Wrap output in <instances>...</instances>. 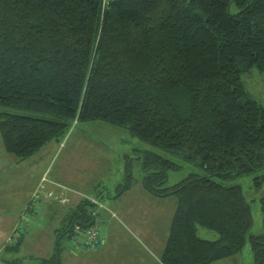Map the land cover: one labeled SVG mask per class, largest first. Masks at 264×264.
<instances>
[{
	"label": "trees",
	"instance_id": "16d2710c",
	"mask_svg": "<svg viewBox=\"0 0 264 264\" xmlns=\"http://www.w3.org/2000/svg\"><path fill=\"white\" fill-rule=\"evenodd\" d=\"M253 68L264 75V0H0L6 151L30 158L75 121L120 126L148 143L145 186L176 199L160 264H213L247 241L264 264V231L251 233V203L227 183L250 173L258 188L264 181V105L242 79ZM182 164L205 174L166 186ZM79 207L58 238L92 223L95 205ZM199 227L218 238L200 237ZM58 245L50 258H32L61 264Z\"/></svg>",
	"mask_w": 264,
	"mask_h": 264
},
{
	"label": "rangeland",
	"instance_id": "374dc122",
	"mask_svg": "<svg viewBox=\"0 0 264 264\" xmlns=\"http://www.w3.org/2000/svg\"><path fill=\"white\" fill-rule=\"evenodd\" d=\"M232 11L236 12L234 5ZM242 79L250 96L264 105V75L258 69L253 68L244 72ZM19 113L24 112L20 111ZM67 141L65 153L68 152L66 155L70 158L73 156L74 160L77 161L71 170L72 177L77 178L79 187L85 186L89 190L88 193L94 195L104 205V208L100 210V229L105 240L104 244L96 250L76 251L68 236L64 234L65 236L58 238V234L69 226L73 214L82 211L80 207L77 209V205L73 203L65 208V210L68 209V212L71 208L72 210L62 221L45 214L43 211L37 212L32 219V224H43L42 232H44L47 242L38 244L34 239L27 236L18 250L4 251L0 255V264H9L6 260H13L16 257L24 258L23 264H38L39 259L32 258L35 256L33 254H38L37 256L41 258H50L57 243L61 247V264H132L129 262L130 260L134 261V259L138 264L139 260L136 255H140L138 253L140 244L145 246V242L153 241L155 244L164 242L168 232L166 217L165 215L159 216L160 214L156 212L158 207L154 199L170 198L166 200L169 202L167 204H170V207L166 206V212L171 209V203L176 202L173 195L160 198L149 194L145 186L143 160L144 151L151 149L149 144L132 136L123 127L97 121L79 122L78 124L75 121L66 138L61 142L55 141L56 150L54 154H57L56 157L59 155L60 147L63 148ZM191 173L205 174V171L192 164H182L181 168L168 172L166 186L178 183ZM256 174L258 173L234 177L227 183L242 186L246 198L252 206L253 227L251 233L261 234L264 231V211L261 205L264 181L258 188L255 185ZM45 181L43 179L32 192L29 202L33 193L39 189L42 190L39 204L42 202L45 194L43 191ZM144 194L148 198H145ZM47 196L51 197L48 194ZM84 199L88 200L87 197ZM39 204L28 213L29 225L31 224V214L37 210ZM85 208L88 212L90 211L89 205H86ZM163 209L164 207L161 205L160 212ZM159 217L161 221L158 222ZM56 233L57 238H55ZM198 234L200 237L210 240L218 238L215 231L202 227H199ZM80 235L81 233L77 234V236ZM20 239L18 234L17 241ZM8 245L12 246L14 243L9 242ZM71 253L77 258L79 257L80 260L71 261L68 256ZM231 259L234 261L233 264H258L255 250L250 241H247L244 250L238 256L231 257ZM222 263L225 262L218 261L213 264Z\"/></svg>",
	"mask_w": 264,
	"mask_h": 264
},
{
	"label": "crops",
	"instance_id": "0c3cea01",
	"mask_svg": "<svg viewBox=\"0 0 264 264\" xmlns=\"http://www.w3.org/2000/svg\"><path fill=\"white\" fill-rule=\"evenodd\" d=\"M55 143V141L50 142L32 157L19 161L16 156L6 151L0 133V255L4 252L9 242H11L9 239L16 232L19 219L29 203L32 192L43 179L46 180L43 190L45 194L37 210L31 214V224L19 232L21 244L27 236L34 239L38 244L42 242L45 244L47 242V238H45L44 232H42L44 228L43 224H32V219L36 216L37 212L43 211L45 214L59 218V221H62L72 210L71 207L69 212L68 209L65 210L67 206L75 203L74 205L78 207L84 197H95L91 193H88L89 190L85 186L79 187L77 185V178L75 176L72 177L73 173L71 170L77 161L74 160L73 156H71L72 158L68 157L66 155L68 152L65 153L68 141L63 148L60 147L57 157V154H54L56 150ZM51 165L52 168L50 169ZM85 183L86 181L84 185ZM46 192L47 194L51 193L53 197H48ZM144 196L148 198L145 194ZM167 199L170 198L167 197ZM167 199H154L156 200L154 202L158 207L156 212L160 214L159 216L165 215L169 232L170 221L175 211L176 202L171 203V209L166 212V206L170 207V204H167L169 202H166ZM161 205L164 207L162 212H160ZM159 221H161L160 217ZM137 226L139 225L137 224ZM168 232L164 242L161 241L157 244L153 241H150V243L145 242V246L140 244L138 247L140 255H136V258L139 260L138 264H160V256L165 245L164 243L167 240ZM55 238H57V233L55 234ZM33 255L37 256L38 254ZM68 256L73 262L80 260L79 257L77 258L72 253ZM134 261L130 260L129 263L136 264V261ZM220 261L225 262L222 264H233L234 262L231 258Z\"/></svg>",
	"mask_w": 264,
	"mask_h": 264
},
{
	"label": "built area",
	"instance_id": "2783aa9c",
	"mask_svg": "<svg viewBox=\"0 0 264 264\" xmlns=\"http://www.w3.org/2000/svg\"><path fill=\"white\" fill-rule=\"evenodd\" d=\"M109 1L110 0H102L103 7H105L109 3ZM41 193V189L33 193L31 201L28 203L25 208V211L22 213L19 219L15 235H13V237L9 239L11 243H16L19 232L22 231L25 227L29 226L28 213L33 210L36 205L39 204V200L41 199ZM48 195L52 196L51 193H48ZM87 199L95 205V209L92 212L94 219L92 223L83 232L81 231V226L76 225L75 230L79 232V234L81 233L80 236L75 235L71 239L76 251L96 250L105 242L101 235V217L99 216L100 210L104 208V205L101 203L100 200L95 197H87Z\"/></svg>",
	"mask_w": 264,
	"mask_h": 264
}]
</instances>
